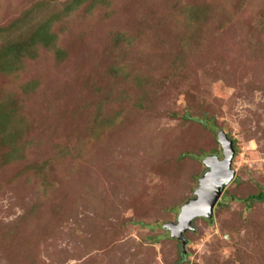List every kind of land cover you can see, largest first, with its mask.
Listing matches in <instances>:
<instances>
[{
  "label": "rangeland",
  "instance_id": "rangeland-1",
  "mask_svg": "<svg viewBox=\"0 0 264 264\" xmlns=\"http://www.w3.org/2000/svg\"><path fill=\"white\" fill-rule=\"evenodd\" d=\"M75 2L0 0V28L58 38L0 74V264H264V201L242 202L264 192V0ZM221 132L236 177L184 256L164 226Z\"/></svg>",
  "mask_w": 264,
  "mask_h": 264
},
{
  "label": "trees",
  "instance_id": "trees-1",
  "mask_svg": "<svg viewBox=\"0 0 264 264\" xmlns=\"http://www.w3.org/2000/svg\"><path fill=\"white\" fill-rule=\"evenodd\" d=\"M88 3H91L94 6L99 4L100 0H76L73 8H79ZM65 10L70 12L72 8L69 7ZM30 14L32 15L33 13L30 12ZM52 20L53 19L46 21L44 18H39L36 16L34 21H32L33 23L31 22L32 24L25 27H21L20 24L28 22V20L15 22L6 28H0V74L12 75L18 72L21 69L25 59L35 57L37 47H51L56 45L58 38L52 32ZM27 29L30 30L29 34H21V31ZM10 117L11 116L5 113L2 105H0V122L3 123L4 130L12 122V118ZM184 117L188 120L201 122L205 128H208L209 124L206 119H198L195 117H190L189 115ZM0 142L3 149L6 148L3 164L7 165V163H13L20 151L17 141L13 136L7 135V138ZM37 171L38 173L42 174L44 169L38 168ZM263 201L264 192L242 200V202L248 205L261 203ZM183 255L185 256L184 253ZM181 260L184 262V258H181Z\"/></svg>",
  "mask_w": 264,
  "mask_h": 264
},
{
  "label": "water",
  "instance_id": "water-1",
  "mask_svg": "<svg viewBox=\"0 0 264 264\" xmlns=\"http://www.w3.org/2000/svg\"><path fill=\"white\" fill-rule=\"evenodd\" d=\"M218 137L223 148L224 160H221L220 156H209L206 159L205 166L208 172L200 180L195 198L182 207L177 223H168L164 226L172 238L182 243L185 255L188 245L186 232L194 230V222L197 219H214L216 207L236 177V172L232 168L236 155L235 144L225 132H221Z\"/></svg>",
  "mask_w": 264,
  "mask_h": 264
}]
</instances>
